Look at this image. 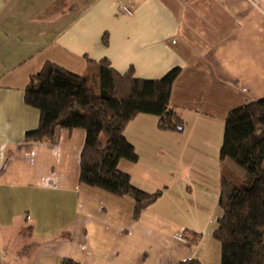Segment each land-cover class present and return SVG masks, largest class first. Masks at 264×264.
Segmentation results:
<instances>
[{
    "label": "crops",
    "instance_id": "1",
    "mask_svg": "<svg viewBox=\"0 0 264 264\" xmlns=\"http://www.w3.org/2000/svg\"><path fill=\"white\" fill-rule=\"evenodd\" d=\"M101 60L145 81L179 69L170 104L182 132L145 114L124 129L137 161L118 170L161 192L137 220L132 199L79 183L84 131L23 141L39 118L24 104L29 76L45 62L80 75ZM262 98L264 0H0V264H220L212 231L233 170L219 160L224 120Z\"/></svg>",
    "mask_w": 264,
    "mask_h": 264
},
{
    "label": "trees",
    "instance_id": "2",
    "mask_svg": "<svg viewBox=\"0 0 264 264\" xmlns=\"http://www.w3.org/2000/svg\"><path fill=\"white\" fill-rule=\"evenodd\" d=\"M178 74L176 68L159 80H139L132 70L120 74L101 60L77 75L45 62L38 73L29 76L24 90V104L36 109L39 118L36 129L25 133L23 141L55 145L60 131H84L79 183L132 199V217L137 220L161 192L149 194L134 188L129 176L118 170L119 161H137L124 129L137 115L145 114L157 118L160 131L182 132V112L170 104ZM219 160L245 174L241 179L221 174L220 215L212 231L220 246V264H264V98L227 114ZM60 264L78 263L63 259Z\"/></svg>",
    "mask_w": 264,
    "mask_h": 264
},
{
    "label": "rangeland",
    "instance_id": "3",
    "mask_svg": "<svg viewBox=\"0 0 264 264\" xmlns=\"http://www.w3.org/2000/svg\"><path fill=\"white\" fill-rule=\"evenodd\" d=\"M230 174L234 175L235 178H243L244 177V171L240 168L233 166V170L229 171Z\"/></svg>",
    "mask_w": 264,
    "mask_h": 264
},
{
    "label": "built area",
    "instance_id": "4",
    "mask_svg": "<svg viewBox=\"0 0 264 264\" xmlns=\"http://www.w3.org/2000/svg\"><path fill=\"white\" fill-rule=\"evenodd\" d=\"M119 10H120L121 13H123L125 15H128V16H130L132 14V12L129 9L125 8V7H120Z\"/></svg>",
    "mask_w": 264,
    "mask_h": 264
}]
</instances>
